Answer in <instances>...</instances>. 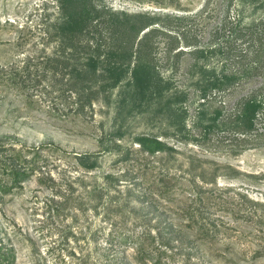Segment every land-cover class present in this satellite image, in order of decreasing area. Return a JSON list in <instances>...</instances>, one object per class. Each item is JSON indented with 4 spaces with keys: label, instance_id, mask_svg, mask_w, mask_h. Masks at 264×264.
<instances>
[{
    "label": "trees",
    "instance_id": "1",
    "mask_svg": "<svg viewBox=\"0 0 264 264\" xmlns=\"http://www.w3.org/2000/svg\"><path fill=\"white\" fill-rule=\"evenodd\" d=\"M132 1L161 10L119 9L106 0H44L39 21L18 25L10 41L16 54L0 64V95L11 92L29 104L39 101L57 119L91 113L99 104L112 105L117 116L124 109L150 111L148 120L164 127L130 140H123L119 128L105 134L98 152H66L81 173H57L56 178L46 168L45 148L51 145H17L0 137V200L36 176L50 194L35 210L70 217L72 226L96 217L88 234L80 232L88 235L93 250L79 264L228 262L227 252L242 240L258 245L252 257H264V199L218 182L219 177L257 175L185 153L167 141L200 139L186 124L188 92L173 78L177 60L186 52L195 58L190 74L201 105L241 81L260 82L238 98L235 111L199 110L193 124L203 125L201 138L221 127L232 131L242 147L264 140V17L244 22L232 12L237 2L264 0H205L198 16L209 18L215 9L222 13L221 23L203 43L188 24L194 18L189 13L193 0ZM168 8L174 11H164ZM3 24L14 26V21ZM162 39L164 62L157 57ZM213 56L219 57V67L209 64ZM110 151L115 157L109 169L89 174L101 169V155ZM240 223L251 229L242 230ZM233 232L237 235L229 242ZM9 250L0 237V264L12 263Z\"/></svg>",
    "mask_w": 264,
    "mask_h": 264
},
{
    "label": "rangeland",
    "instance_id": "2",
    "mask_svg": "<svg viewBox=\"0 0 264 264\" xmlns=\"http://www.w3.org/2000/svg\"><path fill=\"white\" fill-rule=\"evenodd\" d=\"M43 1L0 0V64L14 60L13 54L16 52L10 41L16 37L20 29L18 25L23 26L25 23L34 25L39 21ZM106 3L114 8L128 10H155L157 8L132 0H106ZM205 3V0H193L189 7V13H193L194 18L188 24L192 25V31L197 34L200 43L207 42L211 38L210 31L221 23L222 12L219 13L218 9L212 11L209 18L198 16ZM167 10L174 11L172 8L164 9V11ZM232 12H237L244 22H249L264 17V2L262 4L237 2ZM5 20L14 21V26H4ZM164 42L165 39H162L161 48L157 52L160 62L165 61ZM218 60L219 57L213 56L209 64L219 67ZM194 61L193 55L184 53L177 60L173 78L177 86L185 87L188 92L185 105L189 116L186 124L191 133L200 139L189 141V143L171 138L167 141L185 153L228 163L241 171L257 175L255 179L219 177L218 182L241 186L251 196L264 199V140L257 145L242 147L238 144V140L234 139L235 134L232 131L221 127L211 129L206 137L201 138L203 125L193 124L197 120L198 111L203 108L213 111L214 108L222 107L225 113L235 111L238 98L249 94L259 85V80L252 78L241 81L227 92L212 95L201 105L202 99L198 97V89L194 84L195 77L190 74L194 70L191 68ZM165 69L162 67L161 70ZM6 94L3 97L0 95V137L15 141L17 145H51L45 148L44 154L49 158L46 168L55 178L57 173L70 172L73 176L81 173L76 169L72 156L68 158L66 152L70 154L98 152L102 148L100 140L113 130L120 128L124 133L123 140H130L129 137L136 133L159 132L164 127L159 121L148 120L147 115L151 114L150 111L124 109L117 116L112 105L103 107L100 104L96 105L91 113L57 119L50 116L45 111V106L40 105L39 101L36 104H29L23 96L16 93L11 94V92ZM177 156L179 160L183 157L182 154ZM114 157V151L103 152L100 159L101 169L89 174L101 175L102 172L107 171ZM247 180H253V182ZM49 194L50 191L40 187L37 177L33 176L23 183L22 188L3 196L0 200V237L7 246H11L9 250L13 254L11 264H79L81 258L84 259L88 252L92 253L93 243L86 241L88 235L84 238L80 232L88 234V228L96 226L97 218L89 214L90 218L80 220L72 226L70 217H57L52 214L48 215L39 209L35 210L34 207L39 208L42 200ZM35 199L41 200V203L35 204L33 202ZM87 224L89 226H86ZM239 227L242 230L251 229V226L243 223H240ZM235 235L237 234L233 232L229 242ZM228 240L226 239V242ZM257 247V244L249 240L234 243L226 254L229 261H218L214 264H264V257H252V252Z\"/></svg>",
    "mask_w": 264,
    "mask_h": 264
},
{
    "label": "water",
    "instance_id": "3",
    "mask_svg": "<svg viewBox=\"0 0 264 264\" xmlns=\"http://www.w3.org/2000/svg\"><path fill=\"white\" fill-rule=\"evenodd\" d=\"M155 10H158V8H156Z\"/></svg>",
    "mask_w": 264,
    "mask_h": 264
}]
</instances>
